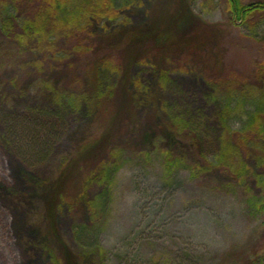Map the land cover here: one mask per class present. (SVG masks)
Masks as SVG:
<instances>
[{"label":"trees","instance_id":"trees-1","mask_svg":"<svg viewBox=\"0 0 264 264\" xmlns=\"http://www.w3.org/2000/svg\"><path fill=\"white\" fill-rule=\"evenodd\" d=\"M225 4L224 21L206 32L205 22L186 31L180 28L186 19L184 0H0V52L12 48L10 57L0 60L5 71L0 76V105L38 86L56 105L3 119L4 139L26 160L36 161L57 132L59 112L67 108L88 114L71 151L40 184L47 192L50 235L56 237L57 208L65 204L74 211V247L62 240L66 250H59L60 244L54 249L63 264H77V258L86 264L84 254H100L97 239L109 209L110 185L130 159L154 154L171 171L186 166L194 178L213 179L217 172L246 191L251 183L258 192L253 202L264 205V63L254 72L253 87L240 82L237 89V78L208 77L219 129L213 155L202 151L197 131L162 98L170 84L168 75L183 72L172 62L180 63L177 55L197 61L185 72L200 68L204 57L217 63V27L246 23L254 29L253 20L264 15V0ZM139 7L144 8V19L134 24L128 14ZM162 60L170 61L169 68L156 64ZM142 66L152 72L146 83L132 75ZM44 67L48 84L40 80ZM73 179L78 180L75 192L70 189Z\"/></svg>","mask_w":264,"mask_h":264},{"label":"rangeland","instance_id":"rangeland-1","mask_svg":"<svg viewBox=\"0 0 264 264\" xmlns=\"http://www.w3.org/2000/svg\"><path fill=\"white\" fill-rule=\"evenodd\" d=\"M249 1L252 0H245ZM184 2L186 19L180 27L184 31L205 22L204 30L210 32L211 25L224 21L225 0ZM128 15L134 24H139L144 19V8ZM253 21L254 29L246 23L217 27L215 47L221 53L217 63L211 56L204 57L200 68L185 72L197 61L180 58L182 54L177 55L180 63L172 61L183 72L168 75L170 84L162 98L172 113L190 122L200 136L202 151L208 155L216 152L219 138L208 77L237 78V89L242 82L248 87L256 86L254 72L264 63V15ZM11 49L0 52L1 61H6L7 54L10 57ZM156 64L168 67L170 61ZM3 68L0 64V76ZM46 70L44 67L40 80L48 84ZM58 70L60 75V67ZM132 75L144 83L152 79L151 69L146 66L135 67ZM55 107L40 86L0 105V264H63L55 247L60 244L59 250L65 251L62 240L74 247L73 208L65 204L57 208L56 237L50 235L44 209L47 192L40 184L54 175L59 159L71 151L76 143L74 135L85 126L88 114L67 108L59 112L57 132L48 141L44 156L36 161L26 160L15 145L4 139L3 119L26 110ZM168 166L154 154L130 159L120 166L110 185L109 209L98 234L100 254H84L85 263L264 264V205L253 202L258 193L253 184L246 191L228 184L225 176L221 178L217 172L213 179H201L194 178L186 166H175L172 171ZM73 180L70 189L75 192L78 180ZM78 205L85 216L83 205ZM81 260L77 258L74 263L80 264Z\"/></svg>","mask_w":264,"mask_h":264}]
</instances>
